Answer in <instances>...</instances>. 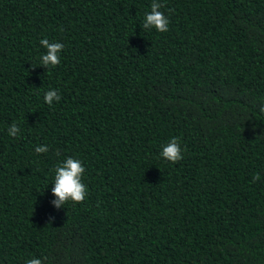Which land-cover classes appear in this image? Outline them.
<instances>
[{
	"label": "trees",
	"instance_id": "obj_1",
	"mask_svg": "<svg viewBox=\"0 0 264 264\" xmlns=\"http://www.w3.org/2000/svg\"><path fill=\"white\" fill-rule=\"evenodd\" d=\"M152 2L0 0V264H264V0H157L163 33Z\"/></svg>",
	"mask_w": 264,
	"mask_h": 264
},
{
	"label": "clouds",
	"instance_id": "obj_2",
	"mask_svg": "<svg viewBox=\"0 0 264 264\" xmlns=\"http://www.w3.org/2000/svg\"><path fill=\"white\" fill-rule=\"evenodd\" d=\"M163 7L157 0H153L151 3V10L146 12L143 18V28L145 30L155 29L157 32H167L169 30V18L159 9ZM40 44L47 50L40 58L39 64L45 66L46 69L52 68L60 64V56L58 53L62 51L64 45L62 43H50L48 39L43 38L40 40ZM61 99L58 91L55 89H49L44 94V102L48 105H52L53 101H59ZM260 112L264 113V104L260 108ZM19 127L13 123L8 128V134L13 138L20 134ZM47 145H38L35 148L36 153L48 152ZM160 156L166 161L176 163L183 159L181 154V147L179 144V138L172 137L171 140L163 147ZM85 172V167L78 159L68 156L63 161L57 163L54 168V187L52 192L56 197L53 201L57 206L68 202L73 204L82 203L87 195L86 185L82 183V175ZM260 180V175L255 174L252 177V182L255 183ZM46 259V257H45ZM26 264H42L41 259L33 258L26 261Z\"/></svg>",
	"mask_w": 264,
	"mask_h": 264
}]
</instances>
